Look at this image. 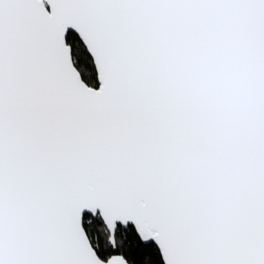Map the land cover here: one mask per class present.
I'll use <instances>...</instances> for the list:
<instances>
[{"label":"snow or ice","instance_id":"6c2138e0","mask_svg":"<svg viewBox=\"0 0 264 264\" xmlns=\"http://www.w3.org/2000/svg\"><path fill=\"white\" fill-rule=\"evenodd\" d=\"M0 264H264V0H0Z\"/></svg>","mask_w":264,"mask_h":264}]
</instances>
